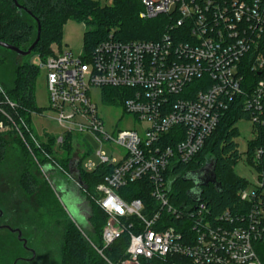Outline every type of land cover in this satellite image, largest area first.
Masks as SVG:
<instances>
[{
  "label": "built area",
  "instance_id": "1",
  "mask_svg": "<svg viewBox=\"0 0 264 264\" xmlns=\"http://www.w3.org/2000/svg\"><path fill=\"white\" fill-rule=\"evenodd\" d=\"M140 2L141 20H165L155 40L121 42L111 32L88 55L53 53L40 64L48 107L61 128L56 144L62 147L70 137L82 158L88 150L82 146L80 152L72 137L90 134L101 147L120 151L119 160L97 153L99 164L89 172L103 168L105 174L95 187L106 216L100 246L82 234L107 264H264V79L246 95L240 73L246 57L251 72L264 68L257 55L264 0ZM94 89L101 90L104 102L102 90H119L116 102L144 125L142 132L108 134L92 101ZM239 97L252 121V141L259 142L250 154L256 185L238 192L241 207L235 213L211 217L203 201L176 209L170 201L171 173L194 160ZM7 130L0 122V133ZM137 183L153 206L118 194ZM163 215L182 223L167 226ZM124 234L125 258L113 263L103 252Z\"/></svg>",
  "mask_w": 264,
  "mask_h": 264
},
{
  "label": "trees",
  "instance_id": "2",
  "mask_svg": "<svg viewBox=\"0 0 264 264\" xmlns=\"http://www.w3.org/2000/svg\"><path fill=\"white\" fill-rule=\"evenodd\" d=\"M141 10L140 0H112L109 6H101L94 0H0V42L26 51L36 40L39 27V41L32 53L44 63L53 55L51 46L60 44L62 27L68 21L85 26V55L90 54L99 43L107 39L111 32L121 42L155 40L163 30V16L141 20ZM258 53L264 59V35L257 55ZM17 59L14 52L0 47V122L8 128L5 133H0V169L4 172L2 175L14 177L17 193L26 200L36 197L37 206L45 210L49 218L62 225L61 264H107L87 241L89 239L100 246L101 232L106 223V216L97 205L95 195V187L103 181L104 170L99 168L93 173H84L80 168L81 158L75 165L77 183L81 187L86 186L89 195L88 232L84 233L74 223H68L53 190L50 191L34 175L43 167L56 168L60 175L70 174V156L74 148L70 137H67L61 148L63 158H53L51 148L56 143V138H47L46 143H43L34 135L31 129L32 116L42 114L35 104V85L40 69L30 63H20ZM249 65V57H246L240 71L246 95L250 94L255 82L264 79V68L260 72H251ZM102 91L104 100L117 103L115 98L120 94L119 90ZM242 104V97L234 100L194 160L175 168L171 173L173 180L170 201L176 209L183 210L181 207L193 203L190 191L194 184L184 181V177L191 173L201 174L206 165L210 166L209 173L213 174L219 186L217 189L213 186L200 188L198 201L205 203L209 215L214 217L226 210L235 213L241 207L237 194L246 188V182L233 174V168L240 159L235 143V125L242 119H248ZM6 136L10 139H6ZM258 143H249V154ZM125 192L129 196L123 195ZM118 194L124 200L141 199L149 207L153 206L148 191L141 188V183L130 185ZM13 196L15 195L10 194L9 199H14ZM50 207L51 210L48 209ZM17 211L14 203L9 204V215L14 220ZM162 219L169 222L167 226L177 227L182 223L168 219L167 215H163ZM38 229L40 234L44 233L42 228ZM127 239V234H124L116 240L103 252L105 258L113 263L124 259ZM5 246V253L3 256L0 253V257L4 264H10L15 260L17 250L10 242Z\"/></svg>",
  "mask_w": 264,
  "mask_h": 264
},
{
  "label": "rangeland",
  "instance_id": "3",
  "mask_svg": "<svg viewBox=\"0 0 264 264\" xmlns=\"http://www.w3.org/2000/svg\"><path fill=\"white\" fill-rule=\"evenodd\" d=\"M99 2L101 6H109L112 0H94ZM142 11V10H141ZM163 28L165 21H162ZM86 29L83 24L73 21L66 22L61 31L60 44L58 46H51L53 53H71L73 58H78L83 52V39ZM20 63H30L40 69L39 76L35 85V104L36 107L42 111L41 115H33L31 119V129L43 143H46L47 138H56L61 134V128L54 121V115L48 107V97L45 87L44 71L40 68V59L35 53H31L26 57H18ZM92 101L97 107L99 116L104 122V129L112 136H115L119 131L132 130L141 133L144 125L140 124L133 116L126 114L119 103L104 102L101 98V90L94 89L92 92ZM237 129V137L235 143L238 146L240 159L233 168V174L246 182V190H251L257 182V174L250 162L251 155L248 153V145L253 139L252 121L249 119H242L235 125ZM6 132V131H5ZM3 132V133H5ZM75 146L81 145L80 152L84 147L88 153L84 157H80L77 149H73L70 160L72 165L81 158L80 167L84 173L91 172L98 164L99 159L97 153H102L108 158L119 160L120 151L116 148H110L107 145L103 147L95 141L90 134H78L72 137ZM6 139H10L6 136ZM83 146V147H82ZM62 147L56 143L52 145L53 158H63ZM74 167V166H73ZM56 169V168H55ZM54 168H39V171L34 175L40 179L41 183L53 190L59 206L63 209L67 216L68 223H76L84 233L88 232L87 218L89 216V195L86 186H79L76 184V175L58 174ZM209 175V168L206 170ZM3 169H0V210L7 217L9 216V204L14 203V208L19 209L18 200L11 201L9 195H16L17 188L14 185L15 178L2 175ZM4 173V172H3ZM75 176V177H74ZM73 177L75 178L74 180ZM71 192V193H69ZM7 200H6V198ZM87 197V198H86ZM36 197L27 200L28 203L24 206V211L29 217H38V226L45 230L39 237L30 235L28 238V248L36 251L35 259L31 262L23 264H61V238L62 225L57 221L49 218L45 210L39 208L36 204ZM70 201V202H69ZM35 204V205H34ZM51 210V207L48 208ZM20 209L16 212L17 216L20 214ZM36 217V218H37ZM32 219V218H30ZM3 225V223H0ZM10 242L18 251V257L25 259L29 258L30 253L21 250V243L18 242L16 236L10 235L9 232L0 230V253L2 256L5 253L6 244ZM17 244H14V243ZM5 244V245H4ZM16 256V257H17ZM0 264H4L0 257ZM10 264H14L13 261ZM21 264V263H17Z\"/></svg>",
  "mask_w": 264,
  "mask_h": 264
},
{
  "label": "flooded vegetation",
  "instance_id": "4",
  "mask_svg": "<svg viewBox=\"0 0 264 264\" xmlns=\"http://www.w3.org/2000/svg\"><path fill=\"white\" fill-rule=\"evenodd\" d=\"M74 177L72 180L75 179ZM76 184L79 185V182L77 183V181H76ZM208 186H212V185H208ZM69 193H71V192H69ZM13 198L14 199H11V201H15V199L19 201L20 206H18V208L20 209L21 212H20L19 216H17L14 220L10 217V215L6 217L3 214V212H1V210H0V223H3V225H0V230L7 231L10 233V235H13V236L15 235L18 242H20L22 244L21 250L27 251L30 253L29 258L22 259V258L17 256L15 258V260L13 261L14 264H17V263L23 264V263H26L27 261L31 262L36 257V255H35L36 251L28 248L29 236L33 235V236L39 237L43 233L40 234V231L38 229L39 228L38 217L37 216H36L37 218L36 217H34V218L29 217L24 211V209H25L24 206L26 205V203H28L27 200L25 198H23L20 193H16V195L13 196ZM6 200H7V198H6ZM8 204H11V203H8ZM19 209H17V210H19ZM30 218H32V219H30ZM16 230H17V232H12V231H16ZM42 230H43V232H45L44 229H42ZM18 234H20V240L18 239ZM23 241H25V247L23 246ZM17 253H18V251H17Z\"/></svg>",
  "mask_w": 264,
  "mask_h": 264
},
{
  "label": "water",
  "instance_id": "5",
  "mask_svg": "<svg viewBox=\"0 0 264 264\" xmlns=\"http://www.w3.org/2000/svg\"><path fill=\"white\" fill-rule=\"evenodd\" d=\"M39 34H40V29L38 27L36 40L26 51H21L18 48L4 44L2 42H0V47L14 52L18 57H26L30 55L34 50V48L36 47L39 41ZM69 173L70 175H77V170L75 168H72L70 169ZM184 181H190L194 184V188L190 191V198L193 202L198 201V197L201 195L200 188L207 187L208 185H212L216 189L219 187L216 184L212 173H209V175L206 176H202L200 173H191L184 177ZM12 232H17V230ZM18 239L20 240V234H18ZM23 246L25 247V241H23Z\"/></svg>",
  "mask_w": 264,
  "mask_h": 264
}]
</instances>
